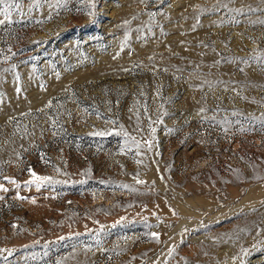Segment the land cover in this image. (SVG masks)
<instances>
[{"label": "rangeland", "instance_id": "rangeland-1", "mask_svg": "<svg viewBox=\"0 0 264 264\" xmlns=\"http://www.w3.org/2000/svg\"><path fill=\"white\" fill-rule=\"evenodd\" d=\"M19 3L0 264H264V0Z\"/></svg>", "mask_w": 264, "mask_h": 264}, {"label": "snow or ice", "instance_id": "snow-or-ice-1", "mask_svg": "<svg viewBox=\"0 0 264 264\" xmlns=\"http://www.w3.org/2000/svg\"><path fill=\"white\" fill-rule=\"evenodd\" d=\"M59 3H60V0H57V5H59ZM19 7H20L19 0H0V15H2L4 17L3 20H0V24H3L5 21H10L11 20V11L10 10L19 9ZM89 14H91V13H89ZM50 18L51 17H49V19ZM37 43H40V42H37ZM5 59H7V57H5ZM94 134L98 135V136H104V135L111 134V133L96 132ZM125 135H127V134L125 133ZM150 148H151V145L149 144V149ZM32 176L34 177V181H30V183L35 182V181L50 182L48 177H39L35 173H32ZM9 182L15 183L14 180H10ZM0 190L6 191V189L3 188V185H0Z\"/></svg>", "mask_w": 264, "mask_h": 264}]
</instances>
